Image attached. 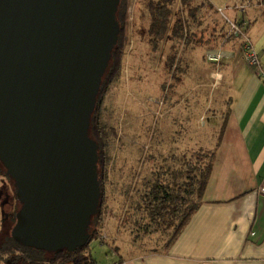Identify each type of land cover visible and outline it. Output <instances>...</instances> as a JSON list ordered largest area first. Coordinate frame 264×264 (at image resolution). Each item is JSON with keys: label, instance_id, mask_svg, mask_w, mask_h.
<instances>
[{"label": "water", "instance_id": "95a60500", "mask_svg": "<svg viewBox=\"0 0 264 264\" xmlns=\"http://www.w3.org/2000/svg\"><path fill=\"white\" fill-rule=\"evenodd\" d=\"M118 0H0V162L20 207L12 239L47 251L89 238V117L119 32Z\"/></svg>", "mask_w": 264, "mask_h": 264}, {"label": "rangeland", "instance_id": "374dc122", "mask_svg": "<svg viewBox=\"0 0 264 264\" xmlns=\"http://www.w3.org/2000/svg\"><path fill=\"white\" fill-rule=\"evenodd\" d=\"M144 1L128 0L123 73L111 86L105 100L106 118L116 125L121 142H116L118 145L110 165L111 183L107 191V212L102 232L108 233L106 232L108 227L118 233L121 241L126 245L131 244L138 250L147 251L155 247L160 249L167 235L160 231L144 234L132 224L133 219L139 215L134 213L133 208H129V201L123 194L124 186L131 182L134 189L138 188L140 178L148 175L153 162L168 154L183 153L195 157L201 149L209 151L214 148L219 130L210 127L207 115H210V109H216L212 101L216 83L214 78L202 77L201 73L203 71L208 73L211 67L205 59L203 49L217 46L224 35L228 36V27L224 16L217 8H211L207 0H192L191 4L201 5L196 17L186 20L190 41L183 44L169 38L175 14L179 13L184 18L187 16L186 7L177 1L173 7L168 35L154 49L145 33L146 21L141 12ZM231 1L229 0V4ZM233 5L222 7L223 14L233 19L236 17L233 13H237L236 18H240L241 13L246 15L245 13L250 10L262 9V7H246L242 12L235 6L233 8ZM231 37L234 38L228 36ZM174 43L172 51L176 50V59L172 68L178 69L176 74L178 77L172 79L166 59L167 54L172 52L170 47ZM199 45L201 46L196 53L193 52L192 64L188 56L192 54L191 49ZM184 72L188 73L185 82H182ZM199 80H202V86L194 87L193 85L198 84ZM222 88H225L224 85ZM186 90H191V94L184 104L181 103L179 107L172 106V102L177 101L178 94ZM198 92L200 104L197 106L193 105V98ZM198 109H200L199 115L196 114ZM145 127H148L149 132L151 131L152 137L147 152L139 150L144 146ZM132 199H136L135 194ZM17 206L13 184L0 170V232L2 225H5L3 228L5 232L12 227L11 216ZM0 264L4 263L0 262Z\"/></svg>", "mask_w": 264, "mask_h": 264}, {"label": "crops", "instance_id": "0c3cea01", "mask_svg": "<svg viewBox=\"0 0 264 264\" xmlns=\"http://www.w3.org/2000/svg\"><path fill=\"white\" fill-rule=\"evenodd\" d=\"M207 1L211 8L247 3L246 7L262 9L241 13L240 18H236L237 13H233L234 19L229 17L247 28L259 67L247 64L241 38L224 35L217 46L203 49L205 53L220 50L223 58L212 63L205 57L211 67L208 73H201L215 79L212 101L216 109H210L207 121L212 129L219 130L201 203L165 249L138 250L107 227L108 243H91L94 264L108 263L112 257L109 247L122 264H264V82L258 73H264V0H232L230 4L229 0ZM200 46L190 51L192 64L193 52ZM201 81L193 86H202ZM190 94L191 90L179 93L171 105L179 107ZM199 104L198 92L193 105Z\"/></svg>", "mask_w": 264, "mask_h": 264}, {"label": "trees", "instance_id": "16d2710c", "mask_svg": "<svg viewBox=\"0 0 264 264\" xmlns=\"http://www.w3.org/2000/svg\"><path fill=\"white\" fill-rule=\"evenodd\" d=\"M179 1L186 7V18L175 14L171 25L169 38L183 44L188 43L189 35L186 20L194 19L201 4H191L192 0H145L141 10L148 42L156 49L160 42L168 35V29L173 16V7ZM128 0H118L115 19L119 25V32L110 50L108 64L101 76L98 91L95 95L94 108L89 117L88 136L96 143V179L99 185V199L96 211L91 214L86 227L88 240L73 250L60 249L47 251L29 247L14 241L10 235L11 228L0 232V262L4 264H94L95 259L91 251V242L99 240L107 212V191L110 182V165L117 143L121 142L116 125L106 118L105 100L111 86L122 76L124 52L126 47V24L128 21ZM225 21V19H224ZM188 22V21H187ZM226 23V21H225ZM226 26L228 27L227 23ZM245 31L247 28H244ZM228 31V29H227ZM228 36H232L228 34ZM234 37V36H233ZM175 43L170 47L171 51ZM176 59V50L167 54V69L171 71V78L178 77V69L172 68ZM220 129V133H221ZM117 142V143H116ZM143 150V148H139ZM195 157L187 154H168L150 166L148 175L140 178L138 188L128 183L123 190L129 208H133L138 217L133 219V225L141 229L144 234L161 232L167 235L166 241L160 249L167 248L177 237L181 229L199 207L208 178L212 169L215 149L198 151ZM151 153V152H150ZM152 158V154H150ZM0 170L15 186L12 178L0 162ZM136 199H132L133 195ZM16 196V194H15ZM134 200V201H133ZM11 216L13 224L15 213ZM147 220V222H144ZM13 226V225H12ZM108 243V241H106ZM153 249H158L157 247Z\"/></svg>", "mask_w": 264, "mask_h": 264}, {"label": "built area", "instance_id": "2783aa9c", "mask_svg": "<svg viewBox=\"0 0 264 264\" xmlns=\"http://www.w3.org/2000/svg\"><path fill=\"white\" fill-rule=\"evenodd\" d=\"M247 5L246 4H237L235 8L240 9L243 11ZM217 10L224 16V19L228 25V34L236 37V38H241V45L244 50V57L247 62V64L251 67H259L260 65V60L258 53L256 49L254 48V45L250 39V37L247 35L245 31V25L243 23H239L233 19H230L227 17L225 14H223V8L218 7ZM205 57L208 61L212 63H219L220 60L223 58V54L221 53L220 50H217L215 52H207L205 54ZM259 76L262 77L263 82H264V73L263 72H258ZM110 238L105 232H101L99 241L105 243L108 241ZM109 251L111 253V259L108 261L107 264H122L120 259L115 256L114 250L109 247Z\"/></svg>", "mask_w": 264, "mask_h": 264}, {"label": "flooded vegetation", "instance_id": "af4514ba", "mask_svg": "<svg viewBox=\"0 0 264 264\" xmlns=\"http://www.w3.org/2000/svg\"><path fill=\"white\" fill-rule=\"evenodd\" d=\"M148 127L144 128V146H143V150H145L147 152V149L150 147L151 145V131L149 132V130L147 129ZM151 130V129H150ZM149 135V136H148ZM142 148V147H140ZM150 153V152H149Z\"/></svg>", "mask_w": 264, "mask_h": 264}]
</instances>
